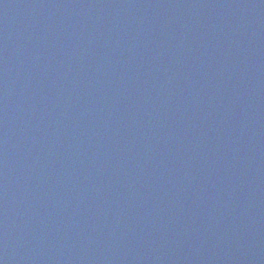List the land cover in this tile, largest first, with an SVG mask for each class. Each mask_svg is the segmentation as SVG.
<instances>
[{
	"label": "water",
	"instance_id": "water-1",
	"mask_svg": "<svg viewBox=\"0 0 264 264\" xmlns=\"http://www.w3.org/2000/svg\"><path fill=\"white\" fill-rule=\"evenodd\" d=\"M0 264H264V0H0Z\"/></svg>",
	"mask_w": 264,
	"mask_h": 264
}]
</instances>
